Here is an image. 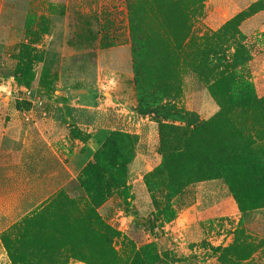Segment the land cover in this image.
<instances>
[{"label": "rangeland", "instance_id": "374dc122", "mask_svg": "<svg viewBox=\"0 0 264 264\" xmlns=\"http://www.w3.org/2000/svg\"><path fill=\"white\" fill-rule=\"evenodd\" d=\"M257 1L264 3L207 0L195 24V34L212 35ZM122 4L121 0H0V78H14L17 65L30 63L35 73V82L28 88L35 98L30 100L51 97L56 91L90 94L96 86L102 103L107 101L114 115H125L120 103L132 97L137 106L133 77L127 75L132 72L129 51L120 56L125 66L122 76L98 67L103 51L130 46L128 14ZM241 30L253 59L238 69V76L241 82H250L256 95L264 98V10L247 19ZM230 45H223L228 62L234 53ZM216 66L213 75L223 68L218 61ZM181 74L179 106L196 112L202 120L213 117L220 107L199 75L186 66ZM23 92L26 95V89ZM133 110L130 124H113L114 130H110H130L127 133L138 136L136 157L126 171L129 203L126 205L122 188L114 183L107 201L92 209V215L95 213L117 231L106 247L115 249L125 260L133 247L153 245L162 260L168 254L171 264H264V167L257 175L242 169L231 171L218 180L188 185L178 194L165 186L150 189L145 177L162 161L158 124L149 116L139 115L136 107ZM256 147L264 155V141L258 140ZM49 158L48 167L40 169V174L59 168ZM27 168L34 171V166ZM66 191L80 199L81 208L85 207L87 198L78 180ZM5 231L0 233V264H12L2 241ZM100 236L92 235L95 239ZM56 257L64 259V254L57 253ZM162 260L155 264H166ZM68 264L85 263L71 260Z\"/></svg>", "mask_w": 264, "mask_h": 264}, {"label": "trees", "instance_id": "16d2710c", "mask_svg": "<svg viewBox=\"0 0 264 264\" xmlns=\"http://www.w3.org/2000/svg\"><path fill=\"white\" fill-rule=\"evenodd\" d=\"M206 1L125 2L136 112L158 124L160 137L162 161L145 177L150 189L165 186L178 194L188 185L218 180L231 171L242 169L257 175L264 167V155L256 147L258 140L264 141V98L256 95L250 82H241L237 72L253 59L241 26L264 10V3H252L212 35L208 32L200 37L195 34L198 20L193 19L196 14L201 15ZM229 42L234 53L228 62L223 45ZM217 61L223 68L213 75L218 68ZM183 66L199 75L220 107L208 120L179 106ZM14 78L19 85L31 88L35 82L32 64L17 65ZM16 107L28 111L32 103L17 101ZM71 136L84 142L92 138L77 127L71 128ZM137 142L138 136L127 132L109 134L78 176L87 198L84 208L80 207L78 197H71L63 189L5 231L2 241L12 264H68L71 260L85 264H155L161 261L153 245L133 247L125 260L105 245L117 231L95 213L92 215L93 207H101L107 201L114 183L122 188L128 205L130 187L126 171L136 157ZM94 233L101 238H93ZM60 252L64 259L56 257ZM163 256L162 261L171 264L168 254Z\"/></svg>", "mask_w": 264, "mask_h": 264}, {"label": "crops", "instance_id": "0c3cea01", "mask_svg": "<svg viewBox=\"0 0 264 264\" xmlns=\"http://www.w3.org/2000/svg\"><path fill=\"white\" fill-rule=\"evenodd\" d=\"M121 1L124 4L127 0ZM193 20H200V15L196 14ZM129 47L103 51L99 70L103 68L122 76L125 66L120 56L129 51L131 59ZM124 59L129 62L126 57ZM127 75L132 79L131 71ZM93 88L90 94L56 91L51 97L37 98L30 110L20 111L16 103L30 101L23 92L28 88L20 86L13 77L0 78V233L69 188L82 168L91 162L110 130H114L113 124H130L134 116L130 113H135L133 108L136 107L132 97L129 102L120 103L125 115H114L107 101L104 104L97 96L96 86ZM72 127L90 134L91 140L84 142L72 138ZM72 145H76L75 150ZM49 157L59 168L40 174V169L48 167ZM28 166H34V171L29 172Z\"/></svg>", "mask_w": 264, "mask_h": 264}, {"label": "built area", "instance_id": "2783aa9c", "mask_svg": "<svg viewBox=\"0 0 264 264\" xmlns=\"http://www.w3.org/2000/svg\"><path fill=\"white\" fill-rule=\"evenodd\" d=\"M26 96L29 97V100H30L31 98H35L34 95H33V93H32V91H31V90H28V89H26ZM28 97H27V98H28ZM35 100H37V98L34 99L33 101H35ZM30 101H32V100H30ZM33 101H32V102H33Z\"/></svg>", "mask_w": 264, "mask_h": 264}]
</instances>
